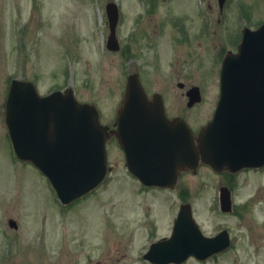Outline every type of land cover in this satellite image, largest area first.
Listing matches in <instances>:
<instances>
[{
  "label": "rangeland",
  "instance_id": "obj_1",
  "mask_svg": "<svg viewBox=\"0 0 264 264\" xmlns=\"http://www.w3.org/2000/svg\"><path fill=\"white\" fill-rule=\"evenodd\" d=\"M109 1L0 0V264H150L142 258L149 243L170 235L185 202L205 235L225 228L235 244L214 260L186 264H264V171L234 179L231 197L238 214H222L217 193L226 185L223 176L202 167L183 174L173 191L138 194L111 140L112 171L104 185L64 208L37 170L14 159L4 124L11 79L33 81L41 95L71 89L111 127L126 78L137 73L148 95L164 97L168 116H181L197 132L216 102V44L227 48L223 36L231 28L264 22V0H229L221 23H216V0H204L207 34L199 44L193 39L197 0H159L154 7L146 0H112L121 15L120 49L112 52L105 46ZM183 16L194 22L179 28L173 21ZM184 30L189 42L178 44ZM199 85L202 101L188 109L184 93Z\"/></svg>",
  "mask_w": 264,
  "mask_h": 264
},
{
  "label": "water",
  "instance_id": "obj_2",
  "mask_svg": "<svg viewBox=\"0 0 264 264\" xmlns=\"http://www.w3.org/2000/svg\"><path fill=\"white\" fill-rule=\"evenodd\" d=\"M106 15L109 26L106 47L117 51L118 17L114 4L107 5ZM187 95L189 105L199 101L197 89ZM127 106L143 112L134 118L136 131L143 137H179L173 128L178 126L187 138L184 150L177 147L182 155L167 166L140 169L133 160L128 161L130 172L137 177H150L147 183L151 185H165L172 178L170 175L174 177L186 166L194 169L200 161L216 171L236 172L244 167L264 166V24L254 31L246 28L238 52L225 57L217 110L197 139L184 123L164 118L161 100L149 102L136 75L127 79L115 124L120 122ZM5 123L17 157L31 161L48 177L63 204L81 198L103 181L107 170L106 128L100 126L94 107L77 103L71 90L41 97L32 83L13 80L6 100ZM169 143L173 148L181 141L173 139ZM222 195V210L230 211L228 195ZM9 224L16 227L14 222ZM227 246L226 232L211 239L203 237L191 218L189 205H185L171 238L152 245L144 259L153 264H180L189 256L206 259Z\"/></svg>",
  "mask_w": 264,
  "mask_h": 264
},
{
  "label": "flooded vegetation",
  "instance_id": "obj_3",
  "mask_svg": "<svg viewBox=\"0 0 264 264\" xmlns=\"http://www.w3.org/2000/svg\"><path fill=\"white\" fill-rule=\"evenodd\" d=\"M145 1V0H144ZM159 0H146V2L150 5V6H155L156 4H157V2H158ZM163 3H167V2H169L170 0H161ZM198 1V3H195V16H196V20H199V25L197 26V31L193 34V39L195 40V41H198V43L200 44L201 43V41H202V39H204L205 37H204V35L205 34H207L204 30H202V28L203 27H201L202 26V24L205 22V19L206 18H208V16L206 15L207 14V12H206V9H205V6H204V0H197ZM228 1L229 0H226L225 1V4H224V7L221 9L220 7H219V3H218V0H216V7H217V9H216V23H221L222 22V20H224L223 18H222V15H223V13H224V10H225V6L227 5V3H228ZM185 19H183V21L186 23V22H194V20L193 19H191V18H189L188 16H183ZM211 19V17L208 19V20H210ZM211 21V20H210ZM185 23H183V24H180L179 22H177L176 23V26L177 27H179V28H181V27H184L185 26ZM211 23H213L212 21H211ZM242 29L243 28H241V30H239V31H237L236 29H234V28H231V29H229L225 34H224V36H223V43H224V45H225V47H227V48H224L223 47V45L222 44H220V43H217L216 44V49L217 48H219V50H217L216 51V68L217 67H219V69H220V66H221V62H222V60H223V58H224V56H225V54L226 53H228V52H235L236 50H237V46H238V43L240 42V37H241V33H242ZM216 32V34H218V32H217V26H216V31H214L213 33H215ZM187 32H186V30H184L183 32H182V34H183V36L182 35H180V36H177L176 37V40H179V41H181V43H184L185 41H187V42H189L188 40H187V34H186ZM216 84H217V80H216ZM192 87V86H191ZM152 96H149L148 98L150 99ZM163 97V96H162ZM217 99H218V89H217V93H216V101H217ZM163 101H164V106H165V114H166V117L168 118V119H170V120H172V119H175V118H178V119H181V120H183V121H185L187 124H188V122L184 119V118H182L181 116H179V115H175V116H168V113H167V111H166V104H165V99H164V97H163ZM186 105V104H185ZM196 106V105H195ZM193 108V107H192ZM192 108H188V109H192ZM209 121V120H208ZM207 121V122H208ZM206 122V123H207ZM202 127V126H201ZM200 127V128H201ZM194 134H196V133H194ZM111 140H114L115 141V143L117 144V142H116V140H115V138L114 137H111L110 138V140L109 141H111ZM108 141V142H109ZM121 148V147H120ZM119 147H118V149H119V152H120V156L122 157L121 159H120V161L121 162H123V165L125 164V162H126V156H125V153H124V151H123V149L121 148L120 149ZM159 150H162L163 152H164V157L165 158H167L168 157V153H167V151H166V149L165 148H163V147H161V148H159ZM186 173H188L187 171H183V172H181V174H180V176H179V182H181V178H182V176H183V174H186ZM126 176L127 177H131L130 175H128V174H126ZM132 179V178H131ZM145 188V187H144ZM140 189L141 190H143V188L142 187H140ZM151 189H153V188H151ZM160 190H164V191H167L168 189H160ZM215 193H216V191H215Z\"/></svg>",
  "mask_w": 264,
  "mask_h": 264
}]
</instances>
